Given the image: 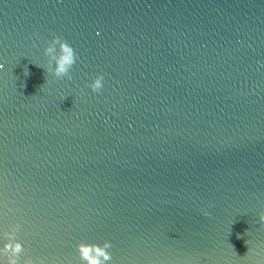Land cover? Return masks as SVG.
<instances>
[{"label": "water", "instance_id": "1", "mask_svg": "<svg viewBox=\"0 0 264 264\" xmlns=\"http://www.w3.org/2000/svg\"><path fill=\"white\" fill-rule=\"evenodd\" d=\"M54 36L69 76L43 68ZM0 65V237L19 226L22 255L264 264V0H0Z\"/></svg>", "mask_w": 264, "mask_h": 264}, {"label": "clouds", "instance_id": "2", "mask_svg": "<svg viewBox=\"0 0 264 264\" xmlns=\"http://www.w3.org/2000/svg\"><path fill=\"white\" fill-rule=\"evenodd\" d=\"M44 54L48 59L46 68H43L57 78L69 76L70 70L77 62V54L73 46L58 36H54L48 43ZM2 67L3 65H0V68ZM103 82V75H98L88 87L92 92L98 93L103 88ZM261 222L264 223V216L261 217ZM18 231L19 226H16L3 232V236L7 237L6 241L0 237V264H45L43 260L37 261L22 255L25 249L16 236ZM109 247L107 243L103 247L80 245V252L87 259L88 264H105L111 259L110 253L106 251Z\"/></svg>", "mask_w": 264, "mask_h": 264}]
</instances>
